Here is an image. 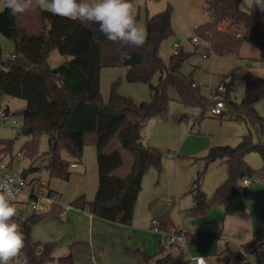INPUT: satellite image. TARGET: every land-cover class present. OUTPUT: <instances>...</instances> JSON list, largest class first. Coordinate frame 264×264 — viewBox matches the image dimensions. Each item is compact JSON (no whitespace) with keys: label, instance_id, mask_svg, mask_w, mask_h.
<instances>
[{"label":"trees","instance_id":"1","mask_svg":"<svg viewBox=\"0 0 264 264\" xmlns=\"http://www.w3.org/2000/svg\"><path fill=\"white\" fill-rule=\"evenodd\" d=\"M172 10L167 3L162 10L146 16L147 43L136 51L108 41L96 24L61 18L42 9L26 14L23 19L11 16L6 8L0 11V34L14 45L12 54L6 56L0 44V108L4 95L25 100L24 107L12 113L21 115L15 137L28 136L19 148L29 159L28 173L39 168L34 163L41 157L38 142L42 135L49 142L45 152L48 158L43 164L49 178L67 179L71 173L70 164L81 162L83 147L93 145L96 149L94 196L87 200L80 194L69 202L70 206L80 209L88 206L93 216L129 224L144 174L150 167L157 172L162 169L163 150L142 140L141 130L146 122L151 118L167 120L171 100L185 107H199V117L208 108L211 100L201 93L191 74L180 70L193 52L179 47L167 62L160 56L161 42L173 34ZM205 11L208 20L196 25L194 31L206 44L208 54L237 55L242 43L249 42L258 48L255 60L264 65V19L258 8L248 7L243 0H209ZM224 19L230 21L228 29L219 26ZM53 49L70 58L50 66L47 58ZM125 55H130L131 59H124ZM121 66L127 67L126 81L148 86L149 100L136 102L131 96L119 93L118 80L111 82L107 99H102L100 70ZM155 74L157 80L153 82ZM235 75L244 79L240 101H235L230 94ZM219 83H223L224 88L216 92L215 97L224 102L225 108L218 117L222 119L228 115L227 118L244 121L255 127L257 138L254 139L248 130L237 143L212 145L203 156L196 158L203 162V167L196 171L187 190L192 205L185 212L190 217L200 216L214 205H220L224 215L244 209L248 196L247 185L241 184L242 179H264V117L255 108L256 102L264 97V78L251 73L246 65L237 64L221 76ZM175 119L186 120V113H180ZM0 143H6V149L12 150L13 139L0 138ZM62 151L68 157H64ZM124 151L130 156L127 167L121 171ZM250 151L261 155L263 163L259 168H253L245 160ZM217 159L225 164V177L207 194L201 188V179L208 165ZM49 193L55 192L49 189ZM62 209L61 204L50 203L47 210L32 212L18 222L27 237L25 251L31 264L54 260L57 242L34 240L31 230L35 223L59 214ZM151 225L163 232L174 226L168 213L152 218ZM258 238L241 246L253 247ZM77 245L88 246L86 242H73L70 247ZM257 247L264 252V246L258 244ZM131 252L137 253L143 262L150 257L145 251ZM168 257L157 258L155 264H165ZM56 260L57 264H74L71 252ZM222 260L224 264H253L242 262L239 248Z\"/></svg>","mask_w":264,"mask_h":264},{"label":"crops","instance_id":"2","mask_svg":"<svg viewBox=\"0 0 264 264\" xmlns=\"http://www.w3.org/2000/svg\"><path fill=\"white\" fill-rule=\"evenodd\" d=\"M148 6L153 7L152 11L149 10ZM163 8L164 6L160 2L148 0L146 3V10H148L147 16ZM0 44L4 55L12 54L14 45L10 39L0 34ZM256 51L255 55L243 56V61L241 62L239 59H242V55L239 53L235 55L239 63L243 62L242 64L246 65L248 69H251L252 64L248 65L246 58L251 57L255 60L258 56V48ZM212 54L216 55L214 53ZM69 58L70 56L68 55L63 61ZM51 60L54 63H51ZM47 61L50 66H56L63 62L62 54L60 55L56 49H53L48 55ZM254 63H257L255 65H261L256 60ZM106 69V67H103L100 70V91L101 79L107 76L109 81H111L115 76L111 70ZM181 72L184 73L182 70ZM221 76L222 74L220 75V79ZM156 80L157 75L155 80L153 77L152 81L155 82ZM106 99L103 96V100L105 101ZM149 99L150 96L147 100ZM233 99L238 101L235 97ZM8 101L11 105L7 103L2 107H6L10 112L20 110L25 105V100L21 98H9ZM227 116L224 115L225 118ZM149 121H153V123L150 126L151 129L144 136L142 135L144 143L148 145L152 144V146H161L162 142L175 138L169 131V128L162 124V122L155 119H150ZM240 132L243 131L241 130ZM243 134L239 135L238 140ZM188 137L189 135L186 136L185 134L182 143ZM209 147L210 144L205 145L200 150H208ZM70 168L72 172H77L76 175H80L81 178H74L77 181L82 180V177L86 178L89 173V182H83L81 185L72 189L71 195L67 199L68 204L74 197L80 194H83L87 200H91L97 187L95 147L93 145H85L82 150L81 162H77L76 167ZM224 174V170L220 169L216 171L208 179V182L201 183V188L207 194H210L222 179H224ZM70 181L68 180V182ZM191 181L176 182V188L173 191L175 193L170 203L169 196L159 197L155 194L154 187L150 183L145 184V182H142L134 213L129 224L113 222L93 216L89 212L88 206L82 209L70 205L65 208L63 207L62 215L59 216L57 214L48 218L52 219L49 221L53 222H51L52 225L47 226V233L43 237L45 239L43 241H55L58 244L57 248L62 246L60 244L62 242L66 250L64 254L71 252L74 264H155V260L163 255L169 256L165 264H194L191 260L192 256H203L208 264H224L222 258L229 257L230 252L238 249L244 243L251 242L262 232V228L264 227V181L257 179L258 184L247 185L248 200L244 209L224 215L222 208L214 205L200 216L188 217L185 210L192 205L191 195L187 192ZM44 184L55 192L59 203L61 194L55 187H51L49 182H44ZM38 203H42V208L39 211L47 210L50 206V201L43 200V198L40 201L38 200ZM166 213H168L170 221L174 226L182 225L188 230V235H186L183 246H169L165 242L164 232L152 229V218H159ZM177 218L178 221H176ZM73 242H86L88 246L77 245L70 247ZM131 250L145 251L150 257L147 262H143L140 260V256L137 253L131 252ZM55 253L54 259H57L60 255L55 256ZM43 264H46V262Z\"/></svg>","mask_w":264,"mask_h":264},{"label":"rangeland","instance_id":"3","mask_svg":"<svg viewBox=\"0 0 264 264\" xmlns=\"http://www.w3.org/2000/svg\"><path fill=\"white\" fill-rule=\"evenodd\" d=\"M147 1L148 0H133V3L137 8L138 24L144 28L145 18L148 15V10H146ZM155 1L160 2L164 7L167 5V3H169L173 8L171 15L173 34L161 42V58L164 62H167L169 56L175 51V49L179 47H182L186 51L193 52L182 63L181 70L185 74H191L194 81L199 84L200 91L206 97H209L210 93H213L216 90L221 74H226L235 65L242 64L243 62L239 63V61H243V56L255 55L257 52L256 45L249 42H243L239 50V54L242 55V59H239V61L235 54L217 56L210 53L206 56H203V46L201 44H195L192 41V37L196 35L194 26L205 23L209 18L207 12L205 11L209 0H154V2ZM148 7L149 10L152 11L153 7ZM262 17L264 19V12H262ZM229 22V19H224L220 23L221 28L228 29ZM175 44H177L178 47H175ZM10 54L11 53H9L7 56ZM67 57L68 55H62V61ZM246 59L248 65L252 64L251 69H249L251 73L264 78V66L255 65L257 63H254L255 60L251 57H247ZM51 63L54 62L51 60ZM106 68V70H111L115 76L111 81H109L107 76L101 79V91L105 99L108 96L110 84L114 80H118L117 90L120 93L131 96L135 101H141L144 99L147 100L149 98V89L145 83H130L126 81L124 74L127 67L121 66ZM156 75L157 74L154 75V80ZM230 94L232 97H235L236 100H241L244 94V79L242 76L235 75L232 78ZM9 98L17 97L4 95L2 98V106L7 103L11 105V103L8 101ZM255 108L260 113V115L264 117V97L260 98L256 102ZM180 113H186V120L176 121L175 117ZM200 114L201 109L197 106L185 107L182 103L176 100H171L169 103L167 120L161 121L156 118H151L166 125L175 138H171L168 141L162 142L161 146L154 145L155 147L163 150L162 169L160 172H157L154 167H150L144 174L142 182H145V184L150 183V185L154 187L153 189L155 190V194L159 197L169 196V203L171 202V198H173L172 196L175 193L173 191H175L174 189L176 188V182L191 181L195 177L196 171L203 167V162L196 158L203 156L207 152V149L200 150L205 145L210 144L211 146L224 143L235 144L238 141L239 135L247 132L248 130L251 131L252 137L254 139L257 138V131L255 127L248 126L242 120H234L227 117L220 119L216 115H211L209 108L204 110L201 117H199ZM11 118L15 119V124L11 123ZM11 118L5 117L2 119L0 123V138L13 139L12 149L13 152H16L23 142L28 139V136L19 134L17 137H15V132L18 130V127L21 123V115L19 113H15L11 116ZM148 121L141 130L143 136L149 129H151L150 126L153 121ZM241 130L243 132H240ZM185 134L186 136L189 135V137L182 143ZM117 146L119 147L118 143ZM48 148V139L45 135H42L38 142V151L41 154V157L34 163V166L39 168L35 172L29 173L27 177L37 176L42 183L49 182L51 187H55V189L61 194L59 197V203L61 204L62 208H65L69 205L67 199L70 197L72 189L76 188L78 185H81L83 182H89V173L87 174L86 178L82 177V180L80 181L74 179L81 177L79 174L76 175L77 172H72V170L67 179L49 178L48 172L43 165L48 158V155L45 153ZM124 153L125 157L123 167L120 169L121 171L124 167H127L128 158L130 156L127 151H124ZM62 155L64 157H68L64 151H62ZM245 160L253 168H259L263 163L261 155L256 151H250L246 153ZM27 163H29V159L24 155L16 162V167L20 169L26 168L28 165ZM220 169L224 170V173H226L225 164L222 160L217 159L215 162H211L204 171L201 183L208 182V179L212 177L211 175ZM183 176H185V178H183ZM68 180L71 181L68 182ZM256 183L258 184L257 179H254L253 181L250 179L248 186ZM40 200H42V198H40L39 201ZM215 206L222 208L220 205ZM40 208H42V203H38V209ZM49 217L51 216L45 217L34 224L31 230V236L33 239H38L40 241L45 240L43 237L47 233V226L52 225L51 222H53L49 221L52 220L48 219ZM176 221H178V218ZM175 226L183 227L185 230H187L185 226ZM60 244L62 246L57 248L56 253L54 252L55 256H61L66 251L62 242H60ZM46 264H56V259L47 261Z\"/></svg>","mask_w":264,"mask_h":264},{"label":"clouds","instance_id":"4","mask_svg":"<svg viewBox=\"0 0 264 264\" xmlns=\"http://www.w3.org/2000/svg\"><path fill=\"white\" fill-rule=\"evenodd\" d=\"M243 2L252 9L264 12V0ZM5 8L18 19L42 9L61 18L96 24L108 41L128 46L133 51L147 43L148 33L138 24L133 0H0V9ZM123 58L131 59V56ZM18 192L14 182L7 178L0 180V264H31L25 251L27 237L18 223Z\"/></svg>","mask_w":264,"mask_h":264},{"label":"built area","instance_id":"5","mask_svg":"<svg viewBox=\"0 0 264 264\" xmlns=\"http://www.w3.org/2000/svg\"><path fill=\"white\" fill-rule=\"evenodd\" d=\"M195 28V26H194ZM192 41L195 44H201L203 46V56L208 53L205 51L206 44L196 34L192 37ZM175 47H178L175 44ZM176 51V49H175ZM174 51V52H175ZM13 56V55H11ZM223 83H219L216 90L210 93L209 99L211 100L208 108L211 115L220 116L224 111V102L215 97V93L223 90ZM13 115L6 107L0 108V123L3 118ZM11 123L15 124V119L11 118ZM6 143H0V180L7 178L9 181L14 182V186L19 189L17 193V206L20 210L18 222L32 212L39 211L38 200L40 198L47 199L50 203H58V197L55 193H49V188L45 186L37 176L27 177L29 174L26 167L25 177H21L20 172L22 169L16 167V162L19 158L24 156V152L21 149L13 152L6 149ZM77 162H72L70 167H76ZM264 181V179H263ZM250 183L249 178H243L242 185H248ZM63 214V209L59 215ZM152 229L158 230L155 225H152ZM187 230L183 227L172 226L168 231L164 232V238L166 244L169 246H183L186 240ZM258 240L255 241L253 247L244 248L239 247V252L242 255V262H251L253 264H264V252H262L257 245L264 246V230L258 236ZM201 258H203V264H208L207 260L203 256H192L191 260L194 264H201Z\"/></svg>","mask_w":264,"mask_h":264},{"label":"water","instance_id":"6","mask_svg":"<svg viewBox=\"0 0 264 264\" xmlns=\"http://www.w3.org/2000/svg\"><path fill=\"white\" fill-rule=\"evenodd\" d=\"M16 133H18V130L16 131ZM26 172H27L26 169H22L20 172L21 177H25Z\"/></svg>","mask_w":264,"mask_h":264}]
</instances>
